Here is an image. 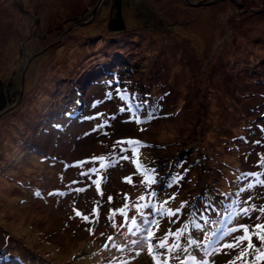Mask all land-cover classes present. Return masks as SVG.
Listing matches in <instances>:
<instances>
[{
	"label": "rangeland",
	"instance_id": "374dc122",
	"mask_svg": "<svg viewBox=\"0 0 264 264\" xmlns=\"http://www.w3.org/2000/svg\"><path fill=\"white\" fill-rule=\"evenodd\" d=\"M123 3L127 29L112 36L104 29L115 15L112 0H0V81L12 82L18 95L0 115V249L5 247L0 256H9L11 264H154L146 245L141 250L132 244L131 218L139 221L135 204L147 193L131 159L102 170V197L95 185L69 191V185L89 183L74 165L100 157L83 170L107 164L116 142L126 139L150 145L139 149V158L157 170L156 201L176 193L166 208L188 202L179 223L165 216L156 231L163 239L170 228L176 232L188 225L178 241L188 250L173 249L168 264H230L240 249L209 255L204 233L264 223V217L256 219L259 212L231 222L224 214L231 200L239 207L256 196L252 203L264 205L260 185L237 194L252 180L237 177L264 172V165L258 166L264 155V0ZM117 86L135 94L136 102L147 101L148 108L159 106L160 118L144 125L126 122ZM112 114L116 119L107 120ZM106 120L108 127L93 131ZM119 149L116 145L115 154ZM184 169L178 188H164L169 175ZM80 180L85 182L71 183ZM205 194L221 212L209 211L207 225L199 213L191 217L193 204L204 209L206 201L198 197ZM125 195L129 222L120 227L124 217L115 215L110 222L109 210L124 207ZM98 201L96 225L69 219L73 207L89 215ZM189 237L199 242L198 252L188 245ZM253 242L259 245L255 237ZM159 252L162 261L164 250ZM254 255L236 264H264Z\"/></svg>",
	"mask_w": 264,
	"mask_h": 264
},
{
	"label": "snow or ice",
	"instance_id": "6c2138e0",
	"mask_svg": "<svg viewBox=\"0 0 264 264\" xmlns=\"http://www.w3.org/2000/svg\"><path fill=\"white\" fill-rule=\"evenodd\" d=\"M117 95L120 96L121 100L125 101L124 106L119 109V113H128V120L126 122H135L137 125H144L150 123L154 119H159V111L160 108L157 105H153L151 108H148L147 101L136 102L137 97L135 94L131 96L128 94L127 88L121 90L119 86L116 89ZM167 95V93L165 94ZM163 99V98H161ZM146 111V116L142 115L143 112ZM103 115V114H98ZM117 114H112L107 118V120H114L116 119ZM98 125L93 131H98L102 128H106L109 126L108 122ZM141 131L144 129L141 128ZM261 131H264V127L261 128ZM104 135H108L107 132L103 133ZM87 135V134H86ZM240 139L247 140L245 137H240ZM255 144H260V141H255ZM116 145L120 146L119 155L115 154V147ZM116 145L113 146V155L111 159L108 161L107 164H100L99 167H93L87 170H83V165L86 163H96L97 160H103L104 157L100 158H93L92 161H81L78 162L76 167H80L82 169L80 175L82 177H86L87 181L89 182L86 184L85 188H71L69 185V191H75L77 193L85 191L87 187H91L95 185L97 194L101 197L103 196V192L101 190V172L102 170H106L108 167H114L119 160H129L131 159L132 163L136 166V172L138 175L141 176V184L145 186V191L147 195L142 194L136 204V211L139 216V221H137L136 217L131 218V223L136 225L135 232H136V239L132 241L133 246L136 248H140L141 250L144 246H147V252L152 257L154 264H168V260L173 257V249L176 250L177 253L181 251H187V248H183L180 243L178 242L180 238L186 235V229L188 228L187 224L181 226L180 229H177L176 232H173L170 228L168 233L165 235L163 239L156 237V231H159V222L160 220L167 216L169 223H179L180 216L183 214V209L188 206V202H181L179 208L176 209H168L166 206L176 199V193H173L167 200L163 202H157L156 197L158 195L157 191L155 190L154 186L160 183V180L157 178L158 173L157 170L154 168H148L147 166L143 165L140 161V152L139 149L142 147H150V145H145L139 140L134 139H126L117 141ZM125 145L127 147H125ZM131 152L132 155L129 157L126 153ZM264 165V155L261 157V161L259 162L258 166ZM177 167H182L181 165H177ZM188 169H184V173H175L171 174L167 177L166 182L164 183V188H172V187H179L181 181L184 180V175L187 173ZM261 176H264V172H257V173H243L241 176L237 177V180L243 181L247 180L249 177H252L246 185L240 187L238 189V193H243L245 191H251L260 185L264 187V180H261ZM93 177H96L93 179ZM85 181H72V184L77 183H84ZM126 182L131 183V177L126 178ZM163 190V189H161ZM50 196L52 195H66L63 192H52L49 193ZM230 194L224 195V199H229ZM125 205L120 209H110L109 210V221H113L115 215H120L124 217L123 224L120 227H124L129 222V217L127 215V209L130 207L128 203V197L125 195ZM258 197L256 196H249L247 199L241 201L240 203L245 206H239L236 200H231L229 206L224 209V214L228 216L229 222L237 219V218H251L253 212H259L260 215L256 216L257 220H261L264 217V205L257 207L252 201ZM203 201H206L204 209L200 210L196 207L195 204L191 206V217L193 220L197 218V214L199 213V217L204 220V224L207 225L212 221L207 219V213L209 211L216 212L217 215H221V212L217 210L214 206L213 202L208 198L207 194L202 197H198ZM108 202H112V197H108ZM100 207H102L101 203L98 201L96 202L95 206L92 209V212L89 215H84L81 211L77 210L73 207L74 216H70L69 219H74L79 217L82 222L88 223L90 225H96L99 222L100 218ZM148 210V211H146ZM172 217H176V220H173ZM115 227L116 225L113 224ZM155 229V231H153ZM91 234L94 231V228L87 229ZM129 232H132L133 229H129ZM242 232V235L233 236V233ZM205 240L207 243L204 245L205 249L211 248V252L208 253L209 255L216 254L217 252H223L224 249H240L239 254L235 257L230 264H236V260H241L246 255H254V260H264V223H259L251 226L247 224H239L232 227H228L226 229H219L217 232H206L204 233ZM231 236L232 239L228 241L226 238ZM253 237L259 241V245L253 242ZM109 240H112V237H108ZM171 239V243H168V240ZM156 240V243L153 241ZM188 245L192 246L195 251H199L200 244L196 239L191 237L187 240ZM219 245V247H218ZM243 246V247H242ZM160 249L164 250V259L161 261L159 259L161 253L159 252ZM123 250V249H121ZM136 256L140 255V252L137 251L135 253ZM0 264H11V258L5 260L3 257H0ZM19 264V261H17ZM203 264H207V261H204ZM248 264H253V261H249Z\"/></svg>",
	"mask_w": 264,
	"mask_h": 264
},
{
	"label": "trees",
	"instance_id": "16d2710c",
	"mask_svg": "<svg viewBox=\"0 0 264 264\" xmlns=\"http://www.w3.org/2000/svg\"><path fill=\"white\" fill-rule=\"evenodd\" d=\"M112 9H114V17L107 19L104 23L106 33L118 35L127 29V24L124 18V3L123 0H112ZM8 85L0 81V115L4 114L14 103L17 101V94L13 91V83L9 82ZM5 251V247L0 251ZM5 260L9 258L6 254L1 255Z\"/></svg>",
	"mask_w": 264,
	"mask_h": 264
},
{
	"label": "bare ground",
	"instance_id": "6f19581e",
	"mask_svg": "<svg viewBox=\"0 0 264 264\" xmlns=\"http://www.w3.org/2000/svg\"><path fill=\"white\" fill-rule=\"evenodd\" d=\"M151 47H152V46H151ZM153 47H154V46H153ZM153 47H152V48H153ZM143 49H144V48H143ZM145 50H146V49H145ZM152 50H154V49H152ZM150 51H151V50H150ZM125 52H126V51H125ZM217 62H219V61H217ZM25 71H26V70H25ZM24 74H25V72H24ZM231 119H232V118H231ZM233 119H234V117H233ZM233 119H232V120H233ZM230 121H231V120H230ZM233 123H235V120H234ZM231 127H233V125H232ZM103 156H104V155H103ZM102 172H103V171H102ZM102 175H103V173H102ZM195 200H196V199H195Z\"/></svg>",
	"mask_w": 264,
	"mask_h": 264
},
{
	"label": "water",
	"instance_id": "95a60500",
	"mask_svg": "<svg viewBox=\"0 0 264 264\" xmlns=\"http://www.w3.org/2000/svg\"><path fill=\"white\" fill-rule=\"evenodd\" d=\"M191 5H193V4H191ZM11 107H12V106H11ZM11 107H10V108H11Z\"/></svg>",
	"mask_w": 264,
	"mask_h": 264
}]
</instances>
